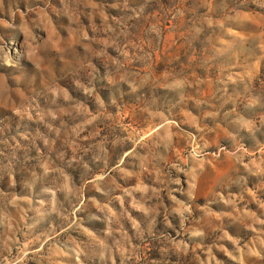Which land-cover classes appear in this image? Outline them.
<instances>
[{
  "label": "rangeland",
  "instance_id": "rangeland-1",
  "mask_svg": "<svg viewBox=\"0 0 264 264\" xmlns=\"http://www.w3.org/2000/svg\"><path fill=\"white\" fill-rule=\"evenodd\" d=\"M0 264H264V0H0Z\"/></svg>",
  "mask_w": 264,
  "mask_h": 264
}]
</instances>
